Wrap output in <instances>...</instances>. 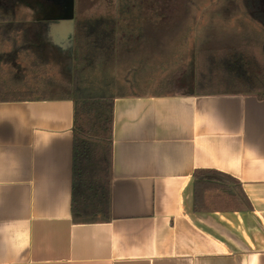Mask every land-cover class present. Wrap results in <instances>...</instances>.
<instances>
[{
    "label": "crops",
    "instance_id": "obj_1",
    "mask_svg": "<svg viewBox=\"0 0 264 264\" xmlns=\"http://www.w3.org/2000/svg\"><path fill=\"white\" fill-rule=\"evenodd\" d=\"M51 2L35 23L73 36L75 6ZM72 124L71 100L0 103V264H264V98L116 94L102 223L72 221ZM196 170L235 179L250 210L194 212Z\"/></svg>",
    "mask_w": 264,
    "mask_h": 264
},
{
    "label": "trees",
    "instance_id": "obj_2",
    "mask_svg": "<svg viewBox=\"0 0 264 264\" xmlns=\"http://www.w3.org/2000/svg\"><path fill=\"white\" fill-rule=\"evenodd\" d=\"M16 1L24 0H0V47L9 50L0 53V103L55 99L73 102L72 221L109 222L113 105L116 94L121 93H112L109 83L104 87L86 86L83 73L107 65L122 51L132 50V43L124 38L112 17L77 19L69 53L73 65L70 74L64 76V57L41 42L37 26L25 25L16 16ZM241 1L251 19L261 24L262 33L243 32L235 45L198 49L193 68L196 95L255 94L258 99L264 98V0ZM50 4L43 2L44 9L39 12L43 17L49 16ZM139 38L146 43L145 38ZM19 55L28 61L27 80L16 63ZM5 65L15 70L5 71ZM52 65L63 77L50 73ZM168 84L170 80L165 82ZM192 194L194 212L250 210L240 184L218 171H194Z\"/></svg>",
    "mask_w": 264,
    "mask_h": 264
},
{
    "label": "rangeland",
    "instance_id": "obj_3",
    "mask_svg": "<svg viewBox=\"0 0 264 264\" xmlns=\"http://www.w3.org/2000/svg\"><path fill=\"white\" fill-rule=\"evenodd\" d=\"M64 1L75 6L78 19L109 16L126 20L125 25L118 27L124 38L132 43V50L122 51L120 57L107 65L83 73L86 86L104 87L109 83L112 93L192 92L194 54L198 49L235 45L241 33L252 31L261 34L263 30L260 23L251 19L241 0ZM43 2L56 4L51 0H24L16 1V5L12 2V5H15L16 16L25 25L38 27L35 31L41 33L42 43L49 44L55 52L60 49L62 53L56 54L64 57L62 74L67 76L73 65L69 54L72 40L67 37L70 28L56 29L35 23V17H40ZM47 14L59 15V11L50 10ZM140 36L146 43L141 42ZM7 51V48L0 47V53ZM16 63L27 80L28 61L19 55ZM51 67V74L63 77L55 65ZM3 69L8 72L15 70L9 65ZM167 80L171 84L165 85ZM160 83L161 88L157 90Z\"/></svg>",
    "mask_w": 264,
    "mask_h": 264
},
{
    "label": "water",
    "instance_id": "obj_4",
    "mask_svg": "<svg viewBox=\"0 0 264 264\" xmlns=\"http://www.w3.org/2000/svg\"><path fill=\"white\" fill-rule=\"evenodd\" d=\"M65 27H69L70 28V32H69V35L67 37H68V39L70 38V40H71L72 36L70 37V35L72 34L73 27L72 26H65ZM53 28L58 29L59 27H53Z\"/></svg>",
    "mask_w": 264,
    "mask_h": 264
},
{
    "label": "flooded vegetation",
    "instance_id": "obj_5",
    "mask_svg": "<svg viewBox=\"0 0 264 264\" xmlns=\"http://www.w3.org/2000/svg\"><path fill=\"white\" fill-rule=\"evenodd\" d=\"M51 4H53V3H51Z\"/></svg>",
    "mask_w": 264,
    "mask_h": 264
}]
</instances>
